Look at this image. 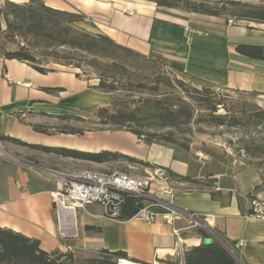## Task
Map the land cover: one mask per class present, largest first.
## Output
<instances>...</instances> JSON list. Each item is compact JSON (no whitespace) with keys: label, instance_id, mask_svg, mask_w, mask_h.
<instances>
[{"label":"crops","instance_id":"1","mask_svg":"<svg viewBox=\"0 0 264 264\" xmlns=\"http://www.w3.org/2000/svg\"><path fill=\"white\" fill-rule=\"evenodd\" d=\"M5 2L41 3L89 17L90 22H79L77 27L164 62L198 86L250 96L264 109V62L235 50L238 44L264 45V24L178 14L147 0H0V5ZM8 51L0 46V142L16 161L0 158V228L40 241L49 253L121 251L140 264H185L186 252L214 237L223 240L242 264H264V222L249 217L252 195L263 196L258 190L262 176L254 166L239 158L213 161L201 154L195 158L125 130L45 134L34 125L41 124L42 117H79L96 109L100 93L90 88L96 84L78 77V70L71 67L57 65L54 72L41 74L25 62L6 59ZM64 136L86 138L89 144L79 146V151L119 153L144 163L134 164L143 170L161 167L189 177L191 182L177 186V204L190 212L212 215L211 237L203 238L198 229H189L182 220L173 225L162 221L147 224L134 217L122 219L121 212L117 219L107 218L98 204L74 210L56 203L66 175L72 174L60 168L62 159L1 139L60 148L56 138ZM119 137L136 149L125 142L118 144ZM86 164L100 168L109 163ZM87 227L97 230L88 232Z\"/></svg>","mask_w":264,"mask_h":264},{"label":"trees","instance_id":"2","mask_svg":"<svg viewBox=\"0 0 264 264\" xmlns=\"http://www.w3.org/2000/svg\"><path fill=\"white\" fill-rule=\"evenodd\" d=\"M225 4L234 7V11L228 13L234 18L240 21L264 24L263 3L252 5L242 2V0H231L224 3L219 9L213 7L210 1L188 2L185 4V12L210 17H224L225 11H227ZM156 5L162 9H179V6L170 0H159ZM9 15L13 16V21H10ZM1 18L7 29L15 27L16 30L37 33L46 38L50 46L63 48L64 51L57 52L54 55L56 61L53 64L56 66L71 67L83 73L94 70L97 74V83L90 87L92 90L109 96H120L119 99H113L109 106L94 110L95 117L100 120V124L103 126L115 129V131H128L148 143H157L174 148L172 146L174 144L172 135L159 136L155 133H145L141 129V124L148 121L151 124H149L150 128H154V126L155 128H176L201 122H210L218 126L228 123L226 120L228 115H217L218 106H221L222 103H213L210 99H205L204 102L206 103L201 105V108L209 112V115H200L195 119L196 111L175 92L178 88L183 87L185 83L181 79L171 78L168 72L162 71L159 74L161 80L156 79L154 87H149L145 83L147 79H144L141 71L144 68L152 69L153 67L164 69L168 65L118 45L107 36L92 35L81 30L77 27V24L83 21L82 16L55 10L41 3L18 5L5 2V9H0V35L3 33ZM235 50L243 57L264 62V45L238 44ZM4 56L8 60L25 62L41 74L55 71L54 68L36 65L34 57L25 52L24 49L8 51ZM141 62L144 64L142 65ZM170 69L177 73L180 72L173 67H170ZM80 72L77 74L78 77L82 76ZM202 88L200 90L192 87L191 90H187L189 98L192 97L194 92L198 96V100L202 101L201 96L205 93H211V86H202ZM58 90L46 89L49 92ZM173 99L175 101H171ZM251 108L249 123L255 127L264 128V109L256 104L252 105ZM59 117L62 119H79V117L71 115ZM229 119L230 126L246 125L236 117ZM35 128L39 130V128ZM144 136H146V139L143 138ZM1 139L46 154L76 161L105 164L123 160L132 164L144 165L135 158L110 151L91 153L64 148L29 146L9 137H2ZM168 172L179 183L191 182L189 177H181L170 170ZM260 189L261 187H258V190ZM139 209L138 201L127 196L121 207V218H132ZM86 230L91 232L97 229L87 227ZM199 233L203 238L211 237L205 230L200 229ZM98 253L100 254L99 257L78 261L73 252L61 253L57 251L49 253L42 248L40 241L10 229L0 228V264H118L120 260L140 264L136 260H130L127 254L121 251L109 252L102 250ZM185 264H238V261L220 241L212 238L210 243H203L186 252Z\"/></svg>","mask_w":264,"mask_h":264},{"label":"rangeland","instance_id":"3","mask_svg":"<svg viewBox=\"0 0 264 264\" xmlns=\"http://www.w3.org/2000/svg\"><path fill=\"white\" fill-rule=\"evenodd\" d=\"M149 2L156 3L159 0H147ZM171 2L176 3L179 6V9H167L173 11L174 13H188L185 12V4L188 2L200 3L203 1H210L213 7H220L231 0H170ZM242 2L249 3L252 5L264 4V0H242ZM227 11H225L224 18L228 23H237V22H247L240 21L234 18L232 15L228 14L231 11H234V7L226 5ZM0 9H5V3L0 5ZM10 21H13V16L9 15ZM3 33L0 35V46L7 48L9 51H16L24 49L25 52L30 53L34 59L36 65L41 67L56 68L54 55L55 53H60L64 51L62 48H57L50 46L49 42L43 36L38 35L37 33L27 32V30H16L15 27L7 29L6 24L2 21ZM250 23V22H247ZM82 30V29H81ZM143 65L144 63L141 62ZM168 72L171 75V78L181 79L185 85L181 88L175 90L177 95L182 97L186 104H188L195 112V119L200 115H209V112L203 110L201 105H203L206 100H209L213 103H222L221 106H218L217 115H228L227 124L223 126L214 125L210 122H201L198 124H192L190 126H179L176 128H150L149 122L144 121L141 125L142 131L145 133H155L159 136L172 135L174 141V148L178 150L181 154L191 155L192 157H204L208 156L213 159L227 160L232 158H239L246 164L254 166L262 176V186L261 190L264 196V128L255 127L249 123V114L252 110V105L255 103L252 101L250 96L240 97V95L226 91L224 89L216 88L211 86V93H205L198 100V96L193 92L191 98L187 94V90H191L192 87L197 89H203L202 86H198L189 82L186 78L170 69V67H165L160 69L159 67H153L152 69L142 70L145 83L149 87H154V81L156 79L161 80L159 74L162 72ZM80 72V71H78ZM85 79L93 80V83H97V74L94 70H88L87 73L80 72ZM158 77V78H157ZM206 87H210L205 85ZM119 95L109 96L106 94L100 93V99L96 105L97 110L99 108L107 107L111 104L113 99H119ZM161 99V98H159ZM171 101H175L174 99ZM108 104V105H107ZM99 107V108H98ZM94 110L86 112L79 116V119L70 118L62 119L58 117H42L41 124H34L35 127L48 135L56 134H65L71 135L69 133L81 132L84 135L89 131H115L107 126L100 124L94 115ZM231 117H236L239 121L245 123V126H230ZM151 125V124H150ZM146 139V136L143 137ZM60 141V144L64 149L78 150L79 146L88 145L89 141L86 138L81 137H68L64 136L61 138H56ZM118 144L128 143L129 148L135 150L136 148L131 144L130 141H126L125 138H116ZM158 141V138L156 139ZM156 140H154L156 142ZM121 142V143H120ZM160 142V141H159ZM171 145V144H169ZM8 150V149H7ZM30 151V149L28 150ZM143 152V151H142ZM141 152V153H142ZM144 153V152H143ZM58 157V156H57ZM62 163L60 168L66 170L69 173H81L85 171H94V172H103V173H123L127 172L132 175H136L137 171L144 170L127 161H117L112 162L102 167H94L89 164L78 163L76 160L62 158ZM139 175V174H138ZM214 238V237H213ZM216 239V238H214ZM75 258L78 261H85L89 258L99 257V253H74ZM129 264H133L128 262ZM118 264H122L121 260ZM239 264V263H238Z\"/></svg>","mask_w":264,"mask_h":264},{"label":"built area","instance_id":"4","mask_svg":"<svg viewBox=\"0 0 264 264\" xmlns=\"http://www.w3.org/2000/svg\"><path fill=\"white\" fill-rule=\"evenodd\" d=\"M82 22L88 23L90 18L83 17ZM0 158L16 161L1 142ZM178 184L168 170L161 167L145 169L142 175L85 171L67 174L55 200L74 210L98 204L104 209L105 217L117 219L126 197L130 196L138 201L140 209L134 218L141 222L152 224L162 221L173 225L182 220L188 223L189 229L205 230L212 235V215L190 212L178 206ZM249 217L264 222V196L252 195ZM178 232L175 230L174 234L178 236ZM68 251L72 252V249Z\"/></svg>","mask_w":264,"mask_h":264},{"label":"water","instance_id":"5","mask_svg":"<svg viewBox=\"0 0 264 264\" xmlns=\"http://www.w3.org/2000/svg\"><path fill=\"white\" fill-rule=\"evenodd\" d=\"M50 173L54 175H59L58 173H54V172H50ZM217 240L220 241L224 245V247H226V249L235 257V259L238 261L239 264H242L239 258L232 251V249L223 240H221L220 238H217ZM205 243H208V241H205Z\"/></svg>","mask_w":264,"mask_h":264},{"label":"bare ground","instance_id":"6","mask_svg":"<svg viewBox=\"0 0 264 264\" xmlns=\"http://www.w3.org/2000/svg\"><path fill=\"white\" fill-rule=\"evenodd\" d=\"M121 263L122 264H129L128 261H126V260H121Z\"/></svg>","mask_w":264,"mask_h":264}]
</instances>
